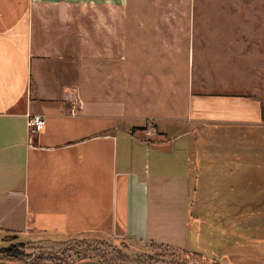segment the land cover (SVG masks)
Segmentation results:
<instances>
[{
	"label": "crops",
	"instance_id": "crops-1",
	"mask_svg": "<svg viewBox=\"0 0 264 264\" xmlns=\"http://www.w3.org/2000/svg\"><path fill=\"white\" fill-rule=\"evenodd\" d=\"M125 1L0 0L6 247L14 235H95L193 253L203 219L264 215L262 205L251 208L252 186H264V20L248 23L237 3L239 19H130ZM147 31L164 36L157 48L164 68L165 52L180 56L185 39L187 69L194 56L199 68L195 83L189 71L185 90L174 83L170 95L139 81L105 88L102 62L111 78L146 71L137 66L151 54L129 53V37ZM203 40L212 42L208 50L227 42L228 67L203 69ZM27 114L45 117L32 137Z\"/></svg>",
	"mask_w": 264,
	"mask_h": 264
},
{
	"label": "rangeland",
	"instance_id": "rangeland-1",
	"mask_svg": "<svg viewBox=\"0 0 264 264\" xmlns=\"http://www.w3.org/2000/svg\"><path fill=\"white\" fill-rule=\"evenodd\" d=\"M241 6L242 12L247 14L248 23H254L258 20H264V0H126L125 9L127 7V15L130 19H190V18H208L225 21L231 18H235L239 12L233 9V5ZM248 4L257 5L250 6ZM83 11H86L83 10ZM81 11V13H84ZM89 13L93 12L92 8H89ZM126 11V10H125ZM239 19V18H235ZM133 28V27H132ZM155 28V27H153ZM193 27H179L172 26L171 31L180 29L183 30ZM205 32L204 35L210 33L211 27H202ZM207 31V32H206ZM163 35L159 33L153 34L150 31L143 32L140 35L129 37V53L139 52V50L149 51L151 56L150 60L147 58H140L142 67L137 66L140 70L145 69L140 75H133L131 78L126 75V79L116 76L111 78V74L107 73L108 66L102 62L101 66L104 68L99 82L105 87L110 89L115 84H131L134 81H139L140 84H147L148 86L154 85L170 95V90L167 89L171 86L179 85L185 86V75L190 71L191 81L195 83V77L198 73V65L196 64V56H194L191 68L188 71V64L185 60V55L182 53L187 52L184 50L185 39L181 38L178 43L183 52H179L177 57H168V53L165 52L167 66L160 67L157 64L160 60V52L158 47L163 44ZM193 37V35H192ZM226 37V36H225ZM206 40V36H205ZM203 40L201 58H207V62L201 60V66L203 69H213L215 66L228 67L229 62L232 59L229 57L227 51V42L216 43L217 46L206 49V45L212 44V42H206ZM228 38H222L221 41H228ZM191 41V39H190ZM195 42H198V38L192 42L194 51L196 48ZM189 45L188 43H186ZM191 44V42H190ZM133 46L131 49L130 47ZM184 48V49H183ZM226 49V50H225ZM193 50V49H192ZM208 51V52H207ZM153 53H157L155 56ZM205 53L209 54V57H204ZM163 55V56H164ZM184 57V58H183ZM220 62V64H219ZM171 63V65H170ZM264 63V62H263ZM164 65V64H163ZM170 66L174 68L173 77H171ZM75 65V68H78ZM110 68V66H109ZM114 68V67H113ZM153 69H156V76L159 80L154 79ZM166 71L167 75H162L159 71ZM136 71H138L136 69ZM152 72V73H151ZM189 74V73H188ZM163 76V77H162ZM162 77V78H161ZM187 78V77H186ZM175 79L174 81H172ZM148 80L149 82H147ZM188 80V78H187ZM165 83V84H164ZM175 83V84H174ZM154 133V131H153ZM149 136L150 138L156 137L155 134ZM192 184L196 185V179H192ZM195 189V187L193 188ZM238 190H243L240 187ZM260 194V195H258ZM251 208L252 212L258 209L264 214V186H252L251 193ZM258 199H257V198ZM236 199H240V194L235 195ZM260 205V206H259ZM254 213V212H253ZM252 218H207L203 219L205 224L203 225V231L201 235L194 241L197 243L195 251L193 253H200L210 259H215L222 264H264V215H253ZM250 222V223H249ZM197 237V236H196ZM19 240L14 244L17 247L22 244L24 247L20 250L27 258V263L35 264H187V258L183 252L171 249L169 247L161 245H151L143 242H121L114 241L109 237H99L95 235H79L69 238H57L52 235H39L34 236L31 239H25L21 236H17ZM23 241V242H20ZM6 243L0 238V249L6 247Z\"/></svg>",
	"mask_w": 264,
	"mask_h": 264
},
{
	"label": "trees",
	"instance_id": "trees-1",
	"mask_svg": "<svg viewBox=\"0 0 264 264\" xmlns=\"http://www.w3.org/2000/svg\"><path fill=\"white\" fill-rule=\"evenodd\" d=\"M14 235L12 239H16ZM24 246L20 244L19 247L11 245L9 247L0 249V261L7 264H35L27 263L26 256L20 251ZM187 258V264H222L215 259H210L200 253H192L187 251H181Z\"/></svg>",
	"mask_w": 264,
	"mask_h": 264
},
{
	"label": "built area",
	"instance_id": "built-area-1",
	"mask_svg": "<svg viewBox=\"0 0 264 264\" xmlns=\"http://www.w3.org/2000/svg\"><path fill=\"white\" fill-rule=\"evenodd\" d=\"M45 125V117L41 115H26V128L28 135L32 137ZM146 135L149 137L152 135L151 131H147Z\"/></svg>",
	"mask_w": 264,
	"mask_h": 264
},
{
	"label": "water",
	"instance_id": "water-1",
	"mask_svg": "<svg viewBox=\"0 0 264 264\" xmlns=\"http://www.w3.org/2000/svg\"><path fill=\"white\" fill-rule=\"evenodd\" d=\"M0 264H7V263H4V262L0 261ZM86 264H92V263L89 262V263H86Z\"/></svg>",
	"mask_w": 264,
	"mask_h": 264
}]
</instances>
